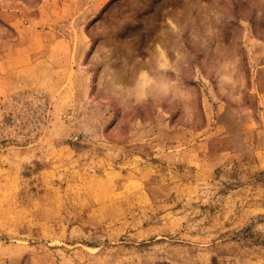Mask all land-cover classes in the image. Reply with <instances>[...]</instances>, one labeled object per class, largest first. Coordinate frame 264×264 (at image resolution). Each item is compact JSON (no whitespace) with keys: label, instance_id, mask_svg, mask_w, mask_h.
I'll return each instance as SVG.
<instances>
[{"label":"rangeland","instance_id":"1","mask_svg":"<svg viewBox=\"0 0 264 264\" xmlns=\"http://www.w3.org/2000/svg\"><path fill=\"white\" fill-rule=\"evenodd\" d=\"M0 264H264V0H0Z\"/></svg>","mask_w":264,"mask_h":264}]
</instances>
